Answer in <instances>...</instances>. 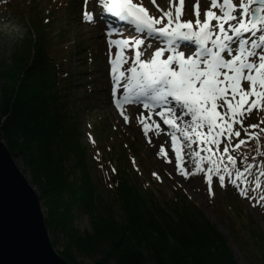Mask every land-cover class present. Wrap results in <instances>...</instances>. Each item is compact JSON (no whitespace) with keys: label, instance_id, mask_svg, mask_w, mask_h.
Here are the masks:
<instances>
[{"label":"rangeland","instance_id":"1","mask_svg":"<svg viewBox=\"0 0 264 264\" xmlns=\"http://www.w3.org/2000/svg\"><path fill=\"white\" fill-rule=\"evenodd\" d=\"M134 2L138 4L142 2L148 13L156 18L162 15V11H168L173 5L180 4V0H155V3L152 0H134ZM195 4L196 0H183V21L195 20ZM208 7L210 0H200L201 20L204 19V12ZM84 9V0H0V122L6 124L7 117L3 110L12 108L15 102L13 95L21 90L24 82L34 86L39 79L36 70L26 75L24 73L32 63L33 46L42 37L40 42H43V46L49 52L48 62H52L56 74L61 75L57 77L58 88L67 96L64 107L66 112L72 115L76 136L78 135L73 144L77 146L76 154L82 155V165L94 185V198L97 204L100 202L110 206L119 219L121 214L116 210H120L121 203L114 199L111 191L113 180L126 176L125 178L137 184L149 199L152 194L159 204H168V208L175 207L179 201H184L187 208H190L189 206L199 208L211 227L224 238L236 262L249 264L251 257L255 255L249 239L257 235L264 239V199H262L264 176L259 175L256 167L264 164V157L257 155L253 150L255 141H249L248 146L242 147L240 152L235 154L247 155L249 157L247 162L254 165L251 172L245 174V180L237 182V186L227 184L222 188L216 177H213L214 195L210 196L203 173L190 174L185 179L177 172L176 167L165 162V157L158 155L163 144L158 141L155 129L149 131L147 136L144 134L138 117L141 113L147 116L148 111L145 112L143 108L137 109L135 106L128 107L125 104L124 113L129 117L128 122L125 123L120 109L113 103L114 98L110 96L112 82L109 80L108 40L115 36L107 35L108 31L104 24L106 17L102 15L106 12L97 4V0H87V10L96 19L91 22L83 19ZM213 10L219 14L218 9ZM212 23L215 24V21ZM39 26L42 31L40 38L35 33ZM143 35L148 37L147 33ZM119 36L133 37L126 36L123 30L120 31ZM134 37L143 38L141 35ZM147 42L145 38V43ZM158 47L161 46L157 44L152 48H147V45L142 47L141 51L144 55L141 58L149 59L150 53ZM180 50L185 51V48L181 47ZM111 51L114 54L115 49ZM166 53L165 57L168 55ZM127 54L133 55L131 50ZM128 66L124 65L125 68ZM34 89L37 91V88H33L30 93H36ZM4 90L10 91L7 98ZM26 93L25 90L21 95L29 96ZM118 95H122V90ZM262 118L264 112L254 111L244 124L248 126L249 123H259ZM152 119L156 121L157 117L152 116ZM261 127H264V124H261ZM249 130L258 131V129ZM0 135H2L1 129ZM241 138H244L243 131ZM149 139L152 143L148 142ZM0 142L6 147L4 138ZM261 145V151H264V136L261 137ZM193 148L197 146L194 144ZM11 157L38 196L45 221L47 214L45 199L41 197L38 186L33 182L21 159L12 155ZM185 158L184 168L189 173L194 172L193 160L187 156ZM72 164H75V161L71 156L67 166L73 167ZM203 166L207 167V165ZM243 166L238 162L241 170ZM112 169L116 171L113 172ZM74 171L76 170H72ZM153 173H156L160 179H156ZM79 174L81 175L80 171ZM257 178L261 185L259 188L256 186ZM238 189L245 190L247 195H240ZM71 227L80 236L91 233L88 217L83 212L77 213ZM48 235L54 251L61 257L62 251L67 247V239L59 235L54 245V237L49 231ZM68 247L69 254L76 258L77 263L95 264L96 257L81 256L75 245L71 244Z\"/></svg>","mask_w":264,"mask_h":264},{"label":"snow or ice","instance_id":"2","mask_svg":"<svg viewBox=\"0 0 264 264\" xmlns=\"http://www.w3.org/2000/svg\"><path fill=\"white\" fill-rule=\"evenodd\" d=\"M97 4L111 16L130 22L137 31L166 45L156 48L149 59H142L145 38L108 40L112 95L125 123L129 120L125 104L138 103L148 111L147 116L141 113L138 117L146 136L153 129L157 135L163 131L161 124L152 119L153 114L159 117L163 125L172 129L169 135L177 171L185 179L190 174L203 173L210 196L214 195L213 177L222 188L243 182L254 165L247 162V155L235 154L249 141H255L253 150L264 157V118L259 123L244 124L254 111L264 112V0H210L203 20L200 0H196L194 21L182 20L183 0L179 6L162 11L159 18L134 0H97ZM84 5L82 18L91 22L94 17L87 10V0ZM213 9H218L219 14ZM114 34L113 30L107 32L109 37ZM182 43L188 55L180 50ZM152 47L149 41L147 48ZM129 50L133 55L127 54ZM166 52L169 54L165 57ZM120 90L122 95H118ZM194 144L197 148H193ZM158 155L165 157L166 163H173L163 146ZM186 156L193 160L194 172L184 168ZM238 162L244 165L242 170ZM256 167L264 176V164ZM153 175L160 179L156 173ZM256 186H261L258 178ZM238 190L240 195H247L245 190Z\"/></svg>","mask_w":264,"mask_h":264},{"label":"trees","instance_id":"3","mask_svg":"<svg viewBox=\"0 0 264 264\" xmlns=\"http://www.w3.org/2000/svg\"><path fill=\"white\" fill-rule=\"evenodd\" d=\"M37 29L40 38L41 26ZM40 39L24 73L36 70L39 79L34 86L24 82L23 91L13 95L12 108L3 110L7 121L5 125L0 122V140H6L10 155L21 159L45 199L44 222L54 245L59 235L67 239L61 257L69 264H79L68 252L72 244L81 256L96 257L95 264H238L199 208H187L179 200L168 208L152 194L149 199L126 176L113 178L111 194L121 203L116 210L119 219L110 206L97 204L94 185L73 144L78 135L72 115L64 107L67 96L58 88L61 75L48 62L49 52ZM33 88L37 91L32 94ZM25 90L27 97L21 95ZM9 92L4 90L6 98ZM71 156L75 164L68 167ZM78 212L85 213L90 223L91 233L84 236L71 227ZM263 240L258 235L249 239L256 255L249 264H264Z\"/></svg>","mask_w":264,"mask_h":264},{"label":"water","instance_id":"4","mask_svg":"<svg viewBox=\"0 0 264 264\" xmlns=\"http://www.w3.org/2000/svg\"><path fill=\"white\" fill-rule=\"evenodd\" d=\"M0 264H68L50 242L38 196L1 142Z\"/></svg>","mask_w":264,"mask_h":264},{"label":"bare ground","instance_id":"5","mask_svg":"<svg viewBox=\"0 0 264 264\" xmlns=\"http://www.w3.org/2000/svg\"><path fill=\"white\" fill-rule=\"evenodd\" d=\"M154 115V114H153ZM156 118V117H154ZM188 119V118H185ZM157 121V120H156ZM163 126V131L160 132L158 136V141L161 142L164 146V148L167 150V152L169 153V158H171L173 160V163H169L171 166L176 167L175 166V155L174 152L171 148V138L167 136V133H171L172 129L166 125H161V128ZM178 172V171H177ZM179 173V172H178ZM180 174V173H179ZM181 175V174H180Z\"/></svg>","mask_w":264,"mask_h":264}]
</instances>
